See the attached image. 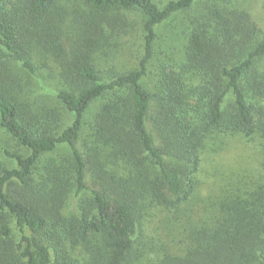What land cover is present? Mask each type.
<instances>
[{
    "label": "trees",
    "instance_id": "obj_1",
    "mask_svg": "<svg viewBox=\"0 0 264 264\" xmlns=\"http://www.w3.org/2000/svg\"><path fill=\"white\" fill-rule=\"evenodd\" d=\"M177 16L173 61L145 84ZM120 33L141 41L134 67L105 69ZM0 131V264H264V165L196 181L219 134L264 158V35L238 0H0ZM146 205L169 215L156 243Z\"/></svg>",
    "mask_w": 264,
    "mask_h": 264
},
{
    "label": "rangeland",
    "instance_id": "obj_2",
    "mask_svg": "<svg viewBox=\"0 0 264 264\" xmlns=\"http://www.w3.org/2000/svg\"><path fill=\"white\" fill-rule=\"evenodd\" d=\"M239 5L249 11L252 15V19L258 24L264 35V0H238ZM132 22H136L138 19L133 14H127ZM181 16H177L171 21H168L159 29V39L157 41L156 56L151 62L148 68V76L145 79V84L152 85L160 79L159 71L163 64H169L173 60L171 59L172 47H178L177 42L173 43L174 37L178 32L180 26ZM108 42L103 45L102 51L99 53L100 62L103 68L109 69L113 65L119 71H125L134 67L136 50H139L140 39L137 38L134 33L132 38H124L120 33L119 36L108 34ZM141 50V49H140ZM173 53V51H172ZM175 53V52H174ZM177 54L175 55L176 59ZM26 84L28 96L36 98V95H42V99L46 103H54L55 100L51 98L53 89L49 88V83H44L45 88L41 89L40 83L33 77H30L24 71L18 73ZM48 83V84H47ZM40 99V98H39ZM41 100V99H40ZM57 105V104H56ZM55 105V106H56ZM59 106V105H58ZM96 109L92 107V112ZM71 123L70 116L66 121V124ZM207 146L202 154V163L199 172L196 174V181L201 186L200 190H204L206 183H211L214 177H216V185L213 187H224V181L222 180L225 175H229L230 172L235 173H248L256 172L260 175L263 171L261 168L264 165V158L260 154L261 150L259 144L254 142L253 139L244 138L239 135L219 134L207 141ZM8 143V137L0 131V146H5ZM57 152H67L66 149L60 148ZM258 161V162H257ZM261 164V167H260ZM0 166L13 168V163L0 151ZM224 173V174H223ZM224 176V177H223ZM222 180V182H220ZM228 182L231 181L227 179ZM241 181V180H240ZM243 182V181H241ZM245 182V181H244ZM203 187V189H202ZM238 187V186H234ZM198 196L199 193L197 192ZM202 195V194H201ZM203 197V195L201 196ZM161 207H155L154 205H146L142 208V215L144 221L145 237H149L154 243L161 241L158 235L159 228L164 227L167 221L166 213H161ZM66 214L73 213V207L69 206L66 210ZM13 235L18 237V229L15 224L12 223Z\"/></svg>",
    "mask_w": 264,
    "mask_h": 264
}]
</instances>
